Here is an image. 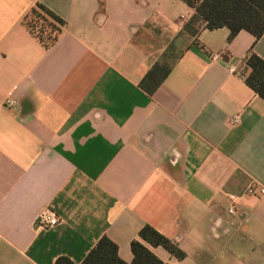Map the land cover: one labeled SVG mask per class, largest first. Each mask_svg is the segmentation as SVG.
Returning <instances> with one entry per match:
<instances>
[{"label":"crops","instance_id":"1","mask_svg":"<svg viewBox=\"0 0 264 264\" xmlns=\"http://www.w3.org/2000/svg\"><path fill=\"white\" fill-rule=\"evenodd\" d=\"M37 3L63 20L47 48L22 24ZM194 13L181 0H0V264L79 263L101 236L129 263L144 224L185 252L143 242L165 263L264 264V99L245 83L264 33L227 41L200 20L191 36ZM165 53L149 95L139 82ZM46 208L58 223L41 228Z\"/></svg>","mask_w":264,"mask_h":264},{"label":"trees","instance_id":"2","mask_svg":"<svg viewBox=\"0 0 264 264\" xmlns=\"http://www.w3.org/2000/svg\"><path fill=\"white\" fill-rule=\"evenodd\" d=\"M194 9L195 13L184 24L183 31L196 36L198 21H203L204 28L209 30L226 27L229 30L227 41L239 31L245 30L255 38L264 33V0H181ZM22 24L29 33L45 48L52 45L61 32L63 20L37 3L24 15ZM169 53L162 55L146 71L139 82L140 87L151 95L164 81L172 68L173 59ZM245 64L250 73L245 77V83L264 99V60L254 52H248ZM143 242L160 246L176 259L185 257V252L178 245L155 228L144 224L138 231V238L130 241L133 255L132 261H123L117 246L108 237L101 236L86 253L81 262L75 263L68 256H58L54 264H169L158 258Z\"/></svg>","mask_w":264,"mask_h":264},{"label":"built area","instance_id":"3","mask_svg":"<svg viewBox=\"0 0 264 264\" xmlns=\"http://www.w3.org/2000/svg\"><path fill=\"white\" fill-rule=\"evenodd\" d=\"M216 56V55H215ZM230 70L233 71L234 67L231 66ZM14 103V101L11 98H7L5 100V104L6 105H12ZM253 186H249L246 189L247 193H252L253 192ZM259 193L260 194H264V187H260L259 188ZM235 212V205L232 203L229 207H228V213L233 214ZM36 223L38 224V227L41 228H49L52 226H55L58 223V217L57 215L50 209L46 208V209H42L36 217Z\"/></svg>","mask_w":264,"mask_h":264}]
</instances>
